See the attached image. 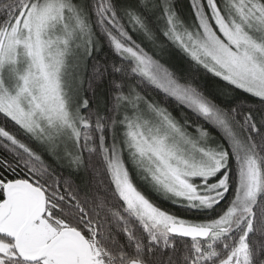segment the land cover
I'll use <instances>...</instances> for the list:
<instances>
[{
    "label": "snow or ice",
    "instance_id": "1",
    "mask_svg": "<svg viewBox=\"0 0 264 264\" xmlns=\"http://www.w3.org/2000/svg\"><path fill=\"white\" fill-rule=\"evenodd\" d=\"M0 264H264V0H0Z\"/></svg>",
    "mask_w": 264,
    "mask_h": 264
}]
</instances>
